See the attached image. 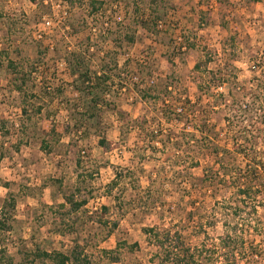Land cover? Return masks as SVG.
I'll return each mask as SVG.
<instances>
[{"label": "rangeland", "instance_id": "374dc122", "mask_svg": "<svg viewBox=\"0 0 264 264\" xmlns=\"http://www.w3.org/2000/svg\"><path fill=\"white\" fill-rule=\"evenodd\" d=\"M91 1L70 5L65 0H0V221L6 224L0 226V251L5 255L0 264H49L34 262L32 255L39 250L69 252L75 245L83 247L94 264H158L159 248L143 231L153 225L179 231V245L192 249L200 264H221L225 205L238 206L240 197L226 173L227 185L220 189L189 183L191 176L202 178L209 168L221 172V166L213 146L201 148V134L185 138L186 121L173 127L166 123L174 110L164 101H195L199 81L210 77L193 68L208 61L203 68L219 70L217 79L225 81L214 93H234L228 104L215 102L218 109L209 112L218 132L214 140L232 149L256 139L253 153L264 165L263 111L258 107L243 114L232 106L234 98L245 104L257 102L258 96L264 101V0H168L172 7L159 22L158 33L140 26L133 44L125 35L133 29L134 2L141 11L149 0H96L105 6L102 15L95 16L90 14ZM106 18L109 31L100 25ZM93 27L100 31L94 33ZM81 51H88L85 64L91 74H102L104 61L111 64L107 101L113 105L103 107L96 129L77 118L84 103L68 58ZM141 62L164 73L158 80L154 70L157 83L147 79L148 88L139 89L157 97L146 102L134 85L141 75L135 65ZM208 99L204 96L201 105ZM120 112L128 114L126 126L148 127L160 121L162 136L149 139L133 127L121 133ZM252 133L255 138L247 142ZM103 136L113 142L111 148L99 145ZM233 155L228 163L245 166V158ZM191 160L201 166L190 169ZM116 177L120 181L114 185ZM72 193L76 201H88L74 213L65 198ZM261 200L264 192L260 204L248 205L253 213L256 205V213L235 220L254 230L251 236L243 235L247 249L253 244L263 252L257 259L249 254L241 264H264ZM13 201L15 207L7 206Z\"/></svg>", "mask_w": 264, "mask_h": 264}, {"label": "trees", "instance_id": "16d2710c", "mask_svg": "<svg viewBox=\"0 0 264 264\" xmlns=\"http://www.w3.org/2000/svg\"><path fill=\"white\" fill-rule=\"evenodd\" d=\"M70 5H73L75 0H65ZM91 4V15H96V13L102 15V7L105 6V2L102 1H96L92 0L90 2ZM134 15L131 26L133 27L131 33L128 35H125V39L127 42L133 44L136 41V29L138 27H142L145 31L148 33H158L157 28L159 26V22L161 20H164L165 15H167V11L169 8L172 7L171 4H169L168 0H149V2L146 4V7L150 8L149 13L147 12L146 7H142L140 11V6L134 2ZM109 22V21H108ZM105 21L100 23V25H103V30L105 28H109L104 25ZM110 23V22H109ZM121 24V23H119ZM109 31V29H108ZM102 35V34H101ZM87 50V49H86ZM85 52L88 51H81L80 53H70V58H68L69 65L72 66V72L75 76H78L74 83L77 84L76 90L79 92L83 103H84V111L78 113L79 116L77 117L79 119L82 118L85 122L91 123L93 127L99 128L100 122L102 120V109L104 106L107 108H111V105H113L111 102L107 101V95H108V81L112 80L111 75V69H107L109 64L108 62L104 61L105 64L103 65V73L102 74H91L90 70L85 64ZM118 62V61H117ZM204 62L208 63V61H199L194 66V71L197 72L200 75H203V72L205 74H208L210 77L209 81H199L198 88H199V94L196 96V100L193 101L191 98H187L186 102L176 103L175 99L170 103H167V101H164L165 107H171L173 112V117H168L166 119V123L168 125L172 126L176 123L186 121L187 127L184 129L185 138L187 140L193 139L196 137L197 134H201L202 137L200 138L201 141V148L205 147H211L213 146V154L216 156V162L219 166H221V172H218V170H213V168H209L204 172V176L202 178H193L191 175V178L188 180L192 186L197 187L199 184L204 183L206 184H212L214 185V188L220 189L221 184L223 186L226 184L225 179V173L227 176H229L231 183L235 185L236 194L240 197L239 198V205L236 207H230L231 205H225V214H223V225L225 227V232L221 236V246L219 248L221 257L224 258V260H221V264H241L240 260L242 262L246 261L247 259H250L251 257L249 254H251L253 259H257L258 257H261L263 255L262 250H258L256 247H250V250L247 249V246L245 244L246 238L243 237V235L250 234L251 236L252 232L251 229H244L242 225H239L235 222L236 218L238 216L245 215H253L258 210L256 209L257 206H254V211L251 212L248 208L249 204H260L259 197L261 192H264V165L261 160H258L255 158L254 153L256 150V139L252 140V138H255V135L253 133L249 135L251 138L247 142H252L248 145H242L238 144L235 145L232 149L223 148L219 145H217L216 141L214 140V137L218 136V132H216V126L215 123L211 124L209 119V112H215V110L218 109L216 104L219 106V104L223 101L225 104H228V101L230 98L234 96V93L232 89L229 90L228 94H221L217 95L214 93V87H220L224 85L225 81L224 78L217 79L219 76V70L216 72L214 69H209V67L206 65V67L203 68ZM210 62V61H209ZM115 67L119 68L118 63H114ZM129 62H125L124 67H128ZM11 66H13L11 64ZM114 66V65H113ZM154 66L150 65L148 62H141L140 64L135 65V73L138 72L141 75L144 74V76L140 75V80L136 81L134 85L139 90L140 88H148L145 83L147 79H150L151 85H155L157 81L153 79V72L154 70L158 71V76L156 78H163V71L159 68H155ZM110 71V72H109ZM150 77V78H149ZM159 80V79H158ZM111 87V86H110ZM167 87V85H166ZM153 89V87H152ZM151 88L150 90L153 91ZM140 98L143 102H146L149 97H153L149 94V90L142 89L139 90ZM208 96V102L206 103L205 107L201 105L202 101H204V96ZM258 100L252 102H248L247 104L240 102L236 98L234 100L232 99L233 103L232 106H238V109L243 114H247L249 112H255V110H258V107L260 108V111H263L264 114V101L262 97H257ZM262 101V102H261ZM180 104V105H179ZM205 108L199 109V107ZM222 106V105H221ZM227 108L231 110V106L227 105ZM210 110V111H209ZM233 110L232 112H234ZM239 112V113H240ZM121 119L120 122V131L121 133L128 132L130 130L129 123L127 122V126L124 125L123 120H128L129 118L126 117L128 115L127 113L120 112L119 113ZM199 114V115H198ZM123 116V117H122ZM253 116V115H252ZM255 116V114H254ZM197 117L202 119V121L199 123L197 120ZM143 121V120H142ZM138 122V120H137ZM140 122V121H139ZM144 122H142L143 124ZM147 120H145L144 124H147ZM123 124V125H122ZM150 124V123H149ZM160 121L154 122L153 124L146 127V125H134L133 129L136 131L141 130L145 132V136L147 138H159L162 136V128H160ZM131 127V128H132ZM56 129L52 128L53 134H55ZM259 131V129H257ZM130 132V131H129ZM47 133V131H46ZM175 135V129H171V135ZM245 136V135H244ZM246 138L248 136L246 135ZM248 140V139H247ZM113 142L108 140L106 136H103L99 140V145L101 147H104L106 149H109L112 147ZM49 144L46 140H43V147H48ZM243 148V149H242ZM239 154L243 158H245V166H241L238 161H235L233 163H228V158L232 159L231 155ZM231 154V155H230ZM230 155V156H229ZM217 156L219 158H217ZM229 156V157H228ZM234 156V155H233ZM190 166L189 168H197L201 166V162L197 160H191L188 163ZM238 164V165H237ZM128 172V170H127ZM218 172V173H217ZM233 176V177H232ZM117 178V177H116ZM237 180V181H236ZM118 181L120 179H115L114 185L118 184ZM229 184V183H228ZM219 194V193H218ZM66 202L70 206V213L77 212L80 210L84 205L88 203L87 200H82L80 202L75 200V193H72V195L66 196ZM236 198V200L238 199ZM251 200V201H249ZM15 201V200H14ZM7 202V206L12 205L15 207V203ZM264 201V200H261ZM231 204V203H229ZM244 204V207H241V205ZM247 206V207H246ZM105 210H107L106 207H104ZM230 209V212H229ZM232 211H234L232 213ZM232 213V214H230ZM250 223V221H249ZM249 224H245V226H248ZM0 226L5 227L6 224L2 221H0ZM212 226V225H210ZM239 226H242L240 228ZM70 228H73L70 226ZM143 231L147 234L149 237V240L152 244L156 245L159 248V253L157 255V258L159 259L158 264H200L199 261L196 259V254L192 249L186 248L184 244L179 245V241L182 242V234L179 231H176L172 233V231H161L158 225H153L152 227H144ZM207 232V231H206ZM249 232V233H248ZM257 233V232H256ZM174 239V241H173ZM183 243V242H182ZM132 248H137L138 244H133L131 246ZM1 256L0 260L3 261L5 258L4 250L0 251ZM247 255V256H246ZM4 256V257H3ZM34 258V262L41 261V262H49V264H94L93 261L88 257V255L85 253V250L80 245H75L73 250L69 252H46L43 250H39L35 252L32 255Z\"/></svg>", "mask_w": 264, "mask_h": 264}, {"label": "built area", "instance_id": "2783aa9c", "mask_svg": "<svg viewBox=\"0 0 264 264\" xmlns=\"http://www.w3.org/2000/svg\"><path fill=\"white\" fill-rule=\"evenodd\" d=\"M121 19H122V17L119 16V17H118V20H121ZM104 21H105L104 25H105L106 27H108V25L110 24V23L108 22V18H106ZM98 31H100L98 27H93V32H94V33H97Z\"/></svg>", "mask_w": 264, "mask_h": 264}]
</instances>
